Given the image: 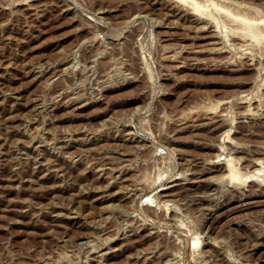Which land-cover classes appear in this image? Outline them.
I'll return each mask as SVG.
<instances>
[{"label": "rangeland", "instance_id": "1", "mask_svg": "<svg viewBox=\"0 0 264 264\" xmlns=\"http://www.w3.org/2000/svg\"><path fill=\"white\" fill-rule=\"evenodd\" d=\"M194 3L0 0V264H264V0Z\"/></svg>", "mask_w": 264, "mask_h": 264}, {"label": "bare ground", "instance_id": "2", "mask_svg": "<svg viewBox=\"0 0 264 264\" xmlns=\"http://www.w3.org/2000/svg\"><path fill=\"white\" fill-rule=\"evenodd\" d=\"M182 1L189 2L191 5H193L192 9H194L196 12H197V11L199 10V8L201 7V4H198L199 2L196 3V4L194 3L195 0H193L194 2H191V1H188V0H182ZM199 5H200V7H199ZM218 8H219V7H218ZM195 11H193V13H195ZM232 15H233V14H232ZM235 16H236V15H235ZM236 17H237V16H236ZM236 17H235V18H236ZM237 18H238V17H237ZM199 19H200L199 17H195V18H194V20H198V21H199ZM238 19H239V18H238ZM243 19H244V21H243ZM243 19L240 18V21H241V22L243 21V23H245L246 20H245L244 17H243ZM250 21H251V20L247 21V23L250 22ZM191 22H192V21H191ZM252 23H253V21H251L250 31L253 30V31H255V32L257 33V31H256L255 28H254L255 30H254V29H251V28L254 26V24H253V26H252ZM199 24H200V23H199ZM248 24H249V23H248ZM205 25H206V24H205ZM245 25H246V24H245ZM249 25H250V24H249ZM249 25H247V28H248ZM192 26H193V24H192ZM199 26H200V25H199ZM201 26H202V25H201ZM202 27H203V26H202ZM199 28H200V27H199ZM198 30H199V29H198ZM253 31H252V32H253ZM247 32H249V28H248V31H247ZM249 33H250V32H249ZM256 33H253V34L250 33V34H248V35H250V36H255V38H258V36H257L258 34L255 35ZM208 108H209V107H208ZM210 109H211V108H209V110H210ZM227 143H228V142H227ZM230 143H231V142H230ZM239 157H241V156H239ZM214 158H215V157H214ZM258 159H259V158H258ZM254 161H255V160H254ZM48 162H49V161H48ZM256 162H257V161H256ZM218 163H219V162H218ZM222 163H223V162H222ZM224 163H225V162H224ZM258 163H260L259 160H258ZM250 164H251V163H250ZM104 165H105V164H104ZM104 165H103V167H104ZM216 165H217V164H216ZM220 165H221V164H220ZM35 166H36V165H35ZM49 166H50V165H49ZM205 166H206V165H205ZM208 166H209V164H208ZM208 166H207V167H208ZM202 167H203V166H202ZM209 167H210V166H209ZM214 167H215V165H214ZM219 167H220V166H219ZM232 167H233V168H232V170H231V178H230V181H231V182H237L238 180H241V179H242V176L240 175L239 170L235 169L234 166H232ZM99 168H100V167H99ZM99 168H98V169H99ZM205 168H206V167H205ZM205 168H204V169H205ZM210 168H211V167H210ZM222 168H223V170L225 169L224 166H223ZM215 169H216V168H215ZM215 169H214V171H216ZM217 169H218V168H217ZM38 170H39V169H38ZM103 170H104V169H103ZM209 170H210V169H209ZM221 170H222V169H221ZM260 170H261V169H260ZM203 171H204V170H203ZM205 171H206V169H205ZM212 171H213V170H212ZM212 171H211V172H212ZM44 172H45V171H44ZM100 172H101V171H100ZM208 172H209V171H208ZM222 172H223V171H222ZM252 172H253V171H252ZM202 173H203V172H202ZM224 173H225V172H223V174H224ZM253 173L256 174V172H253ZM220 174H221V176L223 175L222 173H220ZM220 174L218 175L219 177H221ZM250 175H251L252 177H254L253 174L249 173V176H250ZM256 176H257V175H255V177H256ZM200 178H201V177H200ZM213 178H214V177H213ZM183 179H184V178H183ZM216 179H217V177H216ZM218 179H219V178H218ZM220 179H221V178H220ZM220 179H219V180H220ZM224 179L226 180V178H223V180H224ZM214 180H215V179H214ZM245 180H246V178H245ZM202 181H203V180H202ZM227 181H228V179H227ZM243 181H244V180H243ZM243 181H242V182H243ZM227 183H228V182H227ZM229 183H230V182H229ZM170 195H171V194H170ZM105 199H106V198H105ZM198 201H199V200H198ZM196 242H197V241H195L194 243H196ZM197 244H198V242H197ZM194 246H195V244H194Z\"/></svg>", "mask_w": 264, "mask_h": 264}]
</instances>
